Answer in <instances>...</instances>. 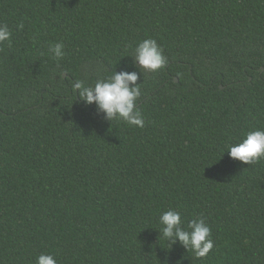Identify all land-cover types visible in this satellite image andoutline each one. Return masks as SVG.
<instances>
[{
  "label": "trees",
  "instance_id": "trees-1",
  "mask_svg": "<svg viewBox=\"0 0 264 264\" xmlns=\"http://www.w3.org/2000/svg\"><path fill=\"white\" fill-rule=\"evenodd\" d=\"M0 24V264H264V159L226 153L264 129V0H0ZM148 38L143 128L76 99ZM169 208L205 219L206 258L159 236Z\"/></svg>",
  "mask_w": 264,
  "mask_h": 264
},
{
  "label": "clouds",
  "instance_id": "clouds-1",
  "mask_svg": "<svg viewBox=\"0 0 264 264\" xmlns=\"http://www.w3.org/2000/svg\"><path fill=\"white\" fill-rule=\"evenodd\" d=\"M24 27L23 22L17 25L18 30ZM12 32L7 24H0V45L11 43ZM48 52L54 59H62L65 55L62 42L50 44ZM134 71L115 72L107 79L96 81L94 86H87L81 80L72 84V91L84 105H95L98 114L102 113L105 120L123 121L130 127H144V119L136 106L137 99L141 95L140 69L148 72L163 70L167 63V57L158 46L156 40L148 38L137 44L131 55ZM226 153L235 161L251 165L264 159V129L247 132L242 140L227 146ZM162 236L170 247L177 242L190 251L196 259H204L214 247L212 231L203 217H197L185 224L179 210L169 208L159 216ZM36 264H57L51 254H40L36 258Z\"/></svg>",
  "mask_w": 264,
  "mask_h": 264
},
{
  "label": "water",
  "instance_id": "water-1",
  "mask_svg": "<svg viewBox=\"0 0 264 264\" xmlns=\"http://www.w3.org/2000/svg\"><path fill=\"white\" fill-rule=\"evenodd\" d=\"M64 77H66V75H64ZM175 81L178 82V79H176Z\"/></svg>",
  "mask_w": 264,
  "mask_h": 264
}]
</instances>
